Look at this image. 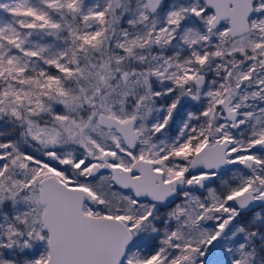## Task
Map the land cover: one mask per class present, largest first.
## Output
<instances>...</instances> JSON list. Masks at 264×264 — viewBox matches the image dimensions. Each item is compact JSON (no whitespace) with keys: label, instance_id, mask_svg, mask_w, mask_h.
Segmentation results:
<instances>
[{"label":"snow or ice","instance_id":"6c2138e0","mask_svg":"<svg viewBox=\"0 0 264 264\" xmlns=\"http://www.w3.org/2000/svg\"><path fill=\"white\" fill-rule=\"evenodd\" d=\"M0 264H264V0H0Z\"/></svg>","mask_w":264,"mask_h":264}]
</instances>
